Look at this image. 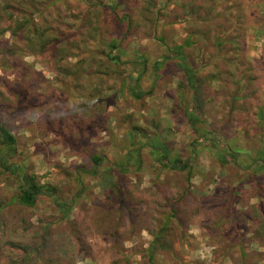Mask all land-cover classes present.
<instances>
[{
    "label": "rangeland",
    "instance_id": "1",
    "mask_svg": "<svg viewBox=\"0 0 264 264\" xmlns=\"http://www.w3.org/2000/svg\"><path fill=\"white\" fill-rule=\"evenodd\" d=\"M7 1L0 125L16 144L0 161V264H264V0ZM15 20L74 46L31 52ZM157 143L190 170L161 167ZM1 165L53 195L20 205Z\"/></svg>",
    "mask_w": 264,
    "mask_h": 264
},
{
    "label": "trees",
    "instance_id": "2",
    "mask_svg": "<svg viewBox=\"0 0 264 264\" xmlns=\"http://www.w3.org/2000/svg\"><path fill=\"white\" fill-rule=\"evenodd\" d=\"M7 3H8L7 0L4 1L3 5L2 4L0 5V9H2L4 12H8L9 14H11V16L16 15L17 10L13 12L11 10H8V7H6L7 5L4 6V4H7ZM126 19L130 20V16L128 15ZM128 24H130V21H128ZM7 32H10L11 37L15 41H17L18 35L22 34L24 36L23 40L28 44V46H30L29 50L34 53H36L35 52L36 48H39L41 52H43L45 49L47 51L52 46H54L55 52H57L58 50H62V46L65 48V50H70L74 46V42H75L74 40L70 41L69 43L66 41H60L58 37H54L51 34L48 35L42 30L36 29L34 27L33 28L30 27L27 21H19V20L13 21V23L8 27ZM231 41H234V39H231ZM114 43L115 42H111L112 48L117 49L118 48L117 44L116 43L114 44ZM181 49H182V46L177 47L179 55H181ZM109 59L110 61H113V62H118L119 60L117 56H111ZM154 66H155L154 67L155 72H158L160 70V63L156 62ZM180 68L182 70V74L184 77V83L182 85L184 86L185 84H187L188 86L193 88V85L195 82L194 72L192 71L191 68L185 65L180 64ZM136 88H137L138 94L135 95V98L143 97L145 93L140 91L138 81L136 83ZM193 106H194V100H192V106L190 107V109L186 110L185 114L188 120L187 122L190 124L193 130L197 132L195 125H196V122L199 121L197 120L198 112L196 110V107L195 106L193 107ZM134 131H135L134 133H131L133 134L132 138H134L135 142H137L138 134L136 133V129ZM15 144H16L15 138L11 135V133L7 130L5 126L0 125V145L3 146L4 148L3 152L0 153V161L4 158H7V156H11L14 154ZM140 146H141L140 147L141 149L145 148V146L148 147L147 145H144V144H140ZM150 150L153 154L157 156V160L161 167L169 168L170 170L178 171V172L190 170V167L192 165L191 157L185 158L177 154L172 155V157H169L170 152L165 147V145H163L162 143H157L156 146L152 145ZM223 152H224L223 159H222L223 163H226L227 160L231 159L232 156L234 157V154L230 153L228 149H224ZM130 154L131 153L126 155L128 161L131 158ZM136 158L137 159L135 161V165L139 169L141 166L140 157L137 155ZM101 159H102L101 157L92 156L91 160H92V163L94 164V167L100 164ZM128 161H125L124 163L119 164V165H115V166L120 167L119 171L121 174H124V171L126 172L130 171V165ZM4 164L5 163H3V165ZM262 164L264 167V161L262 162ZM3 165L1 166L4 167V170L8 171L12 175H16L18 178L19 189H18V194L16 195L15 200L20 205L25 206V207H33L36 203L38 196L40 195L52 196L53 195V192H54L53 188L49 186H45V185H40L37 182L36 177H34L33 175H28L21 168H19V166H13V165L3 166ZM63 206L70 208V205H63ZM158 239L159 237L157 236L156 240ZM156 240L154 241V243H156ZM152 250L153 249L151 247L148 251L149 252L148 258L150 262L152 260Z\"/></svg>",
    "mask_w": 264,
    "mask_h": 264
}]
</instances>
